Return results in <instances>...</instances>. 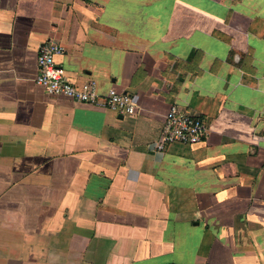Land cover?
<instances>
[{
  "label": "crops",
  "instance_id": "crops-1",
  "mask_svg": "<svg viewBox=\"0 0 264 264\" xmlns=\"http://www.w3.org/2000/svg\"><path fill=\"white\" fill-rule=\"evenodd\" d=\"M173 106L209 137L158 153ZM0 264H264V0H0Z\"/></svg>",
  "mask_w": 264,
  "mask_h": 264
},
{
  "label": "built area",
  "instance_id": "built-area-1",
  "mask_svg": "<svg viewBox=\"0 0 264 264\" xmlns=\"http://www.w3.org/2000/svg\"><path fill=\"white\" fill-rule=\"evenodd\" d=\"M64 54V48L55 43L43 45L39 51V75L36 84L49 95L62 96L78 103L110 110L121 116H135L138 107L134 99L112 89L101 96L95 83L78 86L71 82L56 58ZM209 128L206 119L192 115L179 106H173L166 116L163 132L155 145V151L163 153L172 145L197 146L207 141Z\"/></svg>",
  "mask_w": 264,
  "mask_h": 264
}]
</instances>
